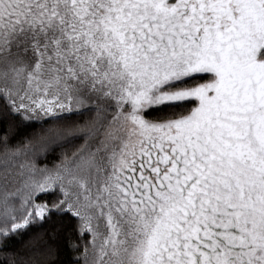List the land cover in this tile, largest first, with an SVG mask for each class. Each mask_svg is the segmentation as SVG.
Returning <instances> with one entry per match:
<instances>
[{
	"label": "snow or ice",
	"instance_id": "obj_1",
	"mask_svg": "<svg viewBox=\"0 0 264 264\" xmlns=\"http://www.w3.org/2000/svg\"><path fill=\"white\" fill-rule=\"evenodd\" d=\"M0 264H264V0H0Z\"/></svg>",
	"mask_w": 264,
	"mask_h": 264
}]
</instances>
